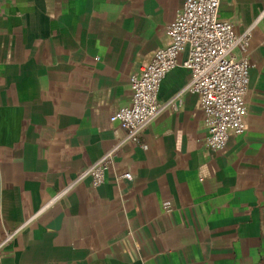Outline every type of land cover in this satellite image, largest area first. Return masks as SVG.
I'll return each instance as SVG.
<instances>
[{
  "label": "crops",
  "instance_id": "obj_1",
  "mask_svg": "<svg viewBox=\"0 0 264 264\" xmlns=\"http://www.w3.org/2000/svg\"><path fill=\"white\" fill-rule=\"evenodd\" d=\"M184 1L0 0V242L18 230L1 264H264V0L218 11L236 35L251 29L243 134L207 149L199 98L184 92L100 187L85 179L53 201L123 136L110 117ZM189 80L170 70L158 102Z\"/></svg>",
  "mask_w": 264,
  "mask_h": 264
},
{
  "label": "built area",
  "instance_id": "obj_2",
  "mask_svg": "<svg viewBox=\"0 0 264 264\" xmlns=\"http://www.w3.org/2000/svg\"><path fill=\"white\" fill-rule=\"evenodd\" d=\"M220 0H185L175 18L164 28L166 46L155 50L150 62L133 70L129 77L131 99L110 117L124 132L100 158L82 170L55 198L58 200L85 179L93 188L105 181L116 153L140 134L165 109L177 110L184 92L198 96L206 131L204 146L212 151L223 150L229 135H241L246 129L247 109L244 96L249 85V49L251 29L241 35L233 24L218 19ZM185 60L180 62L183 53ZM177 66L190 71V80L180 94L165 104L158 102L160 84L165 75ZM130 179L129 174L116 177ZM165 212L169 202L162 204ZM18 230L0 242V264L4 246Z\"/></svg>",
  "mask_w": 264,
  "mask_h": 264
}]
</instances>
